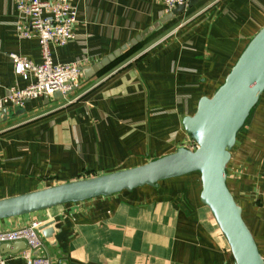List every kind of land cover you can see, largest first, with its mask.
Segmentation results:
<instances>
[{
    "label": "crops",
    "instance_id": "crops-1",
    "mask_svg": "<svg viewBox=\"0 0 264 264\" xmlns=\"http://www.w3.org/2000/svg\"><path fill=\"white\" fill-rule=\"evenodd\" d=\"M72 5L74 37L49 53L52 64L79 65L77 87L1 110L0 200L188 149L182 120L224 83L264 27V0H192L168 14L161 0ZM19 21L13 1L0 0V96L33 81L14 73L9 55L41 61L37 39L17 37ZM199 193L191 173L2 219L0 231L38 223L39 245L0 254V264H28L30 257L48 264H234ZM246 225L264 260V224Z\"/></svg>",
    "mask_w": 264,
    "mask_h": 264
},
{
    "label": "water",
    "instance_id": "water-1",
    "mask_svg": "<svg viewBox=\"0 0 264 264\" xmlns=\"http://www.w3.org/2000/svg\"><path fill=\"white\" fill-rule=\"evenodd\" d=\"M189 0L188 3H190ZM178 6L170 13L182 10ZM120 53L101 61L98 71ZM264 92V27L249 41L224 83L209 98L201 97L194 113L182 120V128L196 146L183 147L142 165L70 181L0 200V220L35 213L67 203L107 197L135 188L155 187L159 181L197 173L199 200L211 212L224 236L234 264H264L242 208L226 180V168L237 134ZM47 230L42 234L46 235ZM23 242L0 246V254L17 253Z\"/></svg>",
    "mask_w": 264,
    "mask_h": 264
},
{
    "label": "built area",
    "instance_id": "built-area-1",
    "mask_svg": "<svg viewBox=\"0 0 264 264\" xmlns=\"http://www.w3.org/2000/svg\"><path fill=\"white\" fill-rule=\"evenodd\" d=\"M21 21L16 25V35L21 39L36 38L41 61L33 64L16 55H9L15 74H28L33 81L23 88H12L0 96V113L6 107L20 108L27 100L46 97L55 92L66 94L77 87L79 65L77 63L52 64L49 46H64L73 39L75 9L73 0H12ZM189 0H161L165 13L178 6H185ZM196 146L191 141L189 150ZM38 223L16 230L0 231V245L23 242L27 251L38 247L36 235ZM28 256V253L25 254ZM28 264H48L41 257H30Z\"/></svg>",
    "mask_w": 264,
    "mask_h": 264
},
{
    "label": "rangeland",
    "instance_id": "rangeland-1",
    "mask_svg": "<svg viewBox=\"0 0 264 264\" xmlns=\"http://www.w3.org/2000/svg\"><path fill=\"white\" fill-rule=\"evenodd\" d=\"M229 165L226 172L229 188L245 208L244 220L253 228L261 227L264 224L260 216L261 213L264 216V93L240 130Z\"/></svg>",
    "mask_w": 264,
    "mask_h": 264
},
{
    "label": "trees",
    "instance_id": "trees-1",
    "mask_svg": "<svg viewBox=\"0 0 264 264\" xmlns=\"http://www.w3.org/2000/svg\"><path fill=\"white\" fill-rule=\"evenodd\" d=\"M119 57V56H118ZM117 57V58H118ZM240 133V132H239ZM239 133L237 134V139H236V141L238 140V138H239ZM229 163H228V165H227V168H226V172H227V169L229 168ZM198 175V174H197ZM226 183H227V186H229V183H228V180H226ZM234 199H235V201H236V203L238 204V202H237V200H236V198L234 197Z\"/></svg>",
    "mask_w": 264,
    "mask_h": 264
}]
</instances>
